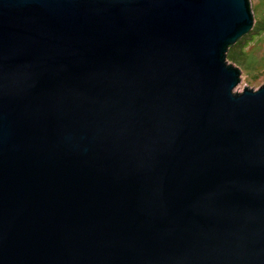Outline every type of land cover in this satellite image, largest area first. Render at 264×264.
<instances>
[{
	"label": "water",
	"instance_id": "1",
	"mask_svg": "<svg viewBox=\"0 0 264 264\" xmlns=\"http://www.w3.org/2000/svg\"><path fill=\"white\" fill-rule=\"evenodd\" d=\"M251 0H0V264H264Z\"/></svg>",
	"mask_w": 264,
	"mask_h": 264
},
{
	"label": "rangeland",
	"instance_id": "2",
	"mask_svg": "<svg viewBox=\"0 0 264 264\" xmlns=\"http://www.w3.org/2000/svg\"><path fill=\"white\" fill-rule=\"evenodd\" d=\"M251 1L256 17L257 14L260 15L262 13V0ZM246 49L254 50L253 54L256 56V59L253 57L250 59V70L242 68V80L236 88L237 91L243 90L245 86L257 89L264 84V32L258 35L256 41L248 45Z\"/></svg>",
	"mask_w": 264,
	"mask_h": 264
},
{
	"label": "trees",
	"instance_id": "3",
	"mask_svg": "<svg viewBox=\"0 0 264 264\" xmlns=\"http://www.w3.org/2000/svg\"><path fill=\"white\" fill-rule=\"evenodd\" d=\"M261 7L262 13L256 15L257 18L254 29L232 45L227 53L230 62H234L241 68L247 70H250V59H252V57L256 59V56L253 54L254 50H247L246 47L255 42L257 36L264 32V0L261 1Z\"/></svg>",
	"mask_w": 264,
	"mask_h": 264
}]
</instances>
